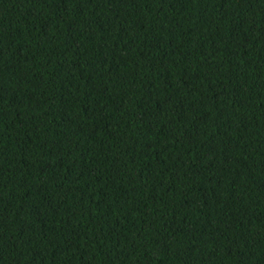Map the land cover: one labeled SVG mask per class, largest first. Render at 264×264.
Listing matches in <instances>:
<instances>
[{"label": "trees", "instance_id": "obj_1", "mask_svg": "<svg viewBox=\"0 0 264 264\" xmlns=\"http://www.w3.org/2000/svg\"><path fill=\"white\" fill-rule=\"evenodd\" d=\"M0 264H264V0H0Z\"/></svg>", "mask_w": 264, "mask_h": 264}]
</instances>
